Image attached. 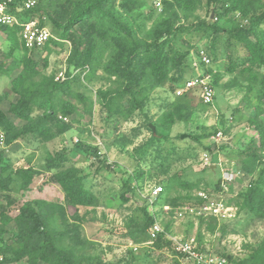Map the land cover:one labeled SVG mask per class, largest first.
Returning <instances> with one entry per match:
<instances>
[{
    "label": "rangeland",
    "instance_id": "1",
    "mask_svg": "<svg viewBox=\"0 0 264 264\" xmlns=\"http://www.w3.org/2000/svg\"><path fill=\"white\" fill-rule=\"evenodd\" d=\"M35 1L42 5L44 14L34 17L53 31L47 13L54 16L53 9H61L65 0ZM120 1L117 0V4ZM143 1L144 8L134 15L135 29L140 37L151 35L153 29L157 34L164 32L170 25L168 23L177 18L173 28H185L179 33L178 48L211 49V45L215 44L212 48L216 56L214 69L218 80L214 83V103L203 105L195 94L188 98H177L170 91L171 83L154 86L148 82L145 94L139 96L143 101L140 109L128 112L131 98L127 96L122 104L114 107L118 114L110 119L100 93L114 95L120 89L117 80L106 76L101 66L90 77L81 71L77 73L71 70V77L79 78L73 85L74 93H83L87 98L86 104L74 95L64 96L76 106L75 113L63 119L70 129L60 135L54 134L48 141L30 135L9 147L5 145V140L4 144H0V151L11 169L30 165L40 171L28 188L22 189L17 180L8 193H0V206L5 207L13 217L21 207H33L39 221H46L48 236L58 238L61 246L72 249L77 264H194L171 252L165 243L161 245L159 235L173 246L175 240L194 239L199 252L210 253L217 258L231 257L234 264H255L248 260L264 242V218L251 212L243 203L241 194L249 186L248 180L238 181L229 199L237 207L234 219L213 221L210 219L212 217L202 220L189 215L178 216L177 212L189 206L188 203L199 192L213 194V188L221 178L220 170L213 173L203 166L202 155L205 152L201 146L190 138L181 141L179 135H215L221 131L225 139L219 145L232 142L225 151L228 157L224 160L226 167L236 165V154L251 139H258L252 120L256 118L258 108H264V99L259 100L261 88L257 84H250L240 75L241 68L233 72L223 68L229 57H236L239 53L235 40L230 41L223 34L190 32L195 24L210 21L212 8L208 0H197L194 11L167 7L164 4L167 0ZM68 10L62 14V20L66 18L64 14ZM149 11L151 17L147 19L146 13ZM255 13H264V2L258 3ZM213 20L225 28H230L234 23L244 25L248 22L238 13ZM53 36L58 44H51L50 51H37L33 57L39 61V69L44 75L63 81L60 74L67 78V60L72 46L70 42ZM216 36L217 41L214 39ZM9 50L10 43L5 35H0V65H4L5 69L14 59L22 56L21 49H18L9 57ZM45 57L48 58L46 68L42 62ZM20 71L18 68L7 75L0 74V96L10 91L12 81ZM72 71L75 73L72 74ZM191 76L192 73L186 69L185 78ZM57 77H60L59 80ZM22 90L28 94L34 89L26 85ZM19 96L12 94L3 102L2 109L7 111L10 103L16 102ZM91 102L93 111L89 113L88 105ZM182 102L193 106L190 112H175L174 105ZM38 114L40 111L37 110L34 116ZM222 120L224 124L220 128ZM257 120L264 122V114ZM60 124L58 118L57 125ZM152 127L157 132L154 133ZM224 129L229 131L225 133ZM204 143L212 145L210 139L204 140ZM61 152L66 153V165L75 166L86 188L97 196L98 204L95 207L76 208L68 205L61 187L53 180L55 171L42 170L49 154ZM213 161L218 163L216 155ZM181 181L196 183L197 188L184 190L179 186ZM159 186L163 191L158 200L151 203L146 195ZM43 203H48V206L45 207ZM147 215L153 221L143 231L142 228L150 222ZM155 223H159L163 231L152 239L150 229ZM17 229L13 221L1 225L0 215V239L12 243ZM6 256L12 257V254ZM10 264H27V259ZM256 264H264V260Z\"/></svg>",
    "mask_w": 264,
    "mask_h": 264
},
{
    "label": "trees",
    "instance_id": "2",
    "mask_svg": "<svg viewBox=\"0 0 264 264\" xmlns=\"http://www.w3.org/2000/svg\"><path fill=\"white\" fill-rule=\"evenodd\" d=\"M25 1L16 0L13 5V10L21 21L29 20L43 13L44 8L39 1L31 10L24 9ZM259 2H264V0H208V4L212 8L211 15H214L213 18L211 16L210 21L195 24L190 32H200L203 35L211 33L217 36L223 34L227 36L228 40H235L239 45V53L236 57H229L223 68L228 72L241 68L240 75L246 78L250 84L260 86L259 100H262L264 99V13H255ZM196 3L197 0L164 1L167 7L186 11H194ZM144 5L143 0H121L119 4H117V0H65L61 9L60 7L53 9L54 16L47 13L50 16L52 33L59 40L70 42L72 46L67 60V78H64L63 81H56L54 77L44 75L39 69V61L33 57L37 51H50L51 44H58L54 38L50 39L42 49L28 51L20 41V27L3 28V35L10 43L7 56H12L18 49L22 51V56L14 59L8 68L5 69L4 65H0V74L5 75L18 68L21 69L13 79L10 91L0 96V130L5 135L7 147L30 135L48 141L54 134L60 135L70 129L63 119L74 114L76 106L71 101L64 99V96L74 95L83 104H86L87 101V98L82 95L83 93H74L73 85L79 78L76 79L73 75L71 77V70H75L77 73L81 71L85 73L86 77H90L101 66L106 76L117 80L120 89L114 95H108L102 91L100 93L105 100L103 107L110 119L115 118L118 114L114 107L122 104L127 96L131 98L127 99V101L129 100L128 112L140 109L143 101L139 96L145 94L148 82L154 86H165L171 83L170 91L175 95V91L187 79L185 78L186 69L192 73L191 51L198 47L194 49L193 47L187 49L177 47L179 33L185 30L183 26L177 27L178 29L173 28L177 18L168 23L170 25L164 32L157 34L153 29L151 35L145 38L140 37L135 29L134 15L143 9ZM62 9L65 10L61 11ZM66 10H68L64 14L66 18L62 20L61 16ZM237 13L248 21L247 24L234 23L230 28H225L213 20ZM150 14V11L146 13L147 19H150ZM41 24L45 25L42 22ZM217 36L214 37L215 41L218 40ZM214 45H211V49H206L215 68ZM42 62L43 67L46 68L48 58L45 57ZM75 71H72V74ZM217 77L218 75L215 73L213 84L218 80ZM26 85H30L34 90L27 94L22 90ZM12 94H19V99L10 103L9 109L4 111L2 104ZM192 94L197 95V92L189 91L182 96H175L188 98ZM192 107L189 103L182 102L176 103L174 110L180 114L182 111L190 112ZM261 108H258L257 116L252 120L258 139H251L246 147L236 154V166L245 174L244 179L240 182L249 181V186L241 194L244 205L251 212L264 218V122L257 120L264 114V108ZM37 110L40 111V114L35 117L34 113ZM88 110L89 113H92V102L88 105ZM58 118L62 123L60 125H57ZM223 124L222 120L220 128L223 127ZM228 131L229 129H224L225 133ZM153 132L157 131L153 130ZM181 136L180 134L179 140L186 141L187 138H190L198 143L204 152L211 154L213 159L215 155L216 160L219 155L228 158L225 151L232 142L210 146L204 143V140L210 139L212 136L210 134H192L185 138ZM66 160L65 152L57 155L49 154L42 170L55 171L53 180L61 187L68 205L76 208L95 207L98 204L97 196L86 188L78 169L75 166L66 165ZM260 166L263 167L259 170ZM208 169L212 171L210 168ZM39 173V169L30 165H21L11 169L6 164L4 153L0 151V193H8L17 180L22 189L28 188ZM179 186L184 190L197 188L196 183L189 181H181ZM213 191H221V178L215 184ZM203 203V199L194 196L188 205ZM43 205L47 207L48 203H43ZM144 211L148 214L147 209ZM0 215L1 225L4 226L13 221L18 227L13 235L12 243L0 239V255L3 256V261L0 264L15 263L23 259H27V264H77L76 255L72 249L61 246L58 238L48 236L45 229L46 221H39L38 214L33 207L25 205L13 217L9 215L5 207L0 206ZM147 216L149 217V215ZM200 219L205 220L204 218ZM210 219L216 221L215 218ZM149 220L150 222L142 228L143 231L152 224L151 217ZM159 243L161 245L165 243L171 252L176 253L172 243L161 235H159ZM7 254H12V257H7ZM231 259L229 257L230 261ZM263 260L264 242L252 253L248 261H253L256 264Z\"/></svg>",
    "mask_w": 264,
    "mask_h": 264
},
{
    "label": "built area",
    "instance_id": "3",
    "mask_svg": "<svg viewBox=\"0 0 264 264\" xmlns=\"http://www.w3.org/2000/svg\"><path fill=\"white\" fill-rule=\"evenodd\" d=\"M16 0H0V35L4 34V27H20V41L28 51L42 49L50 39L54 38L52 30L46 25H42L40 20L32 17L29 20L21 21L20 17L13 10V5ZM35 0H26L24 3L25 10H31L36 6ZM160 5V3H158ZM191 69L192 76L187 78L184 84L175 91V95L182 96L189 91H196L200 101L210 106L215 101V86L213 84V75L216 70L213 67V61L206 48L198 47L191 51ZM60 77L64 79V74ZM60 77H57L59 80ZM66 120V119H65ZM225 139L221 131L210 137L212 146L219 145ZM4 134L0 132V144H4ZM213 156L208 152L202 155V164L210 168L215 165ZM225 158L221 155L217 158V164L221 169V191L209 194L205 191L198 193V196L204 200L201 205H189L185 209L177 212L179 217L189 215L192 217L205 218L212 217L219 221H227L234 219L237 216V207L230 203L233 188L238 181L244 179L245 174L238 167L232 164L231 167H226ZM163 191L161 186L154 187L146 195L151 203L158 200V196ZM230 196V197H229ZM163 231L159 223H155L150 229L152 239L156 238ZM175 252L179 256H183L194 264H233L227 258H217L210 253L199 252L194 244V239L175 240ZM3 261V256L0 255V262Z\"/></svg>",
    "mask_w": 264,
    "mask_h": 264
},
{
    "label": "crops",
    "instance_id": "4",
    "mask_svg": "<svg viewBox=\"0 0 264 264\" xmlns=\"http://www.w3.org/2000/svg\"><path fill=\"white\" fill-rule=\"evenodd\" d=\"M222 157H224L223 155H221ZM225 158V157H224ZM226 159V158H225ZM210 169L214 172V173H216L218 170H220V172H221V169H220V166L217 164V163H215V165H212L211 167H210Z\"/></svg>",
    "mask_w": 264,
    "mask_h": 264
},
{
    "label": "water",
    "instance_id": "5",
    "mask_svg": "<svg viewBox=\"0 0 264 264\" xmlns=\"http://www.w3.org/2000/svg\"><path fill=\"white\" fill-rule=\"evenodd\" d=\"M213 16H214V15H212V18H213ZM152 128H153V130L155 131V128H154V127H152ZM186 136H188V135H187V134H183L181 137H182V138H185Z\"/></svg>",
    "mask_w": 264,
    "mask_h": 264
}]
</instances>
